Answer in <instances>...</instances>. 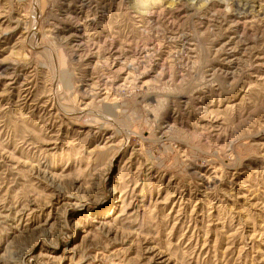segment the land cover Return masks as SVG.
Here are the masks:
<instances>
[{
	"label": "rangeland",
	"instance_id": "obj_1",
	"mask_svg": "<svg viewBox=\"0 0 264 264\" xmlns=\"http://www.w3.org/2000/svg\"><path fill=\"white\" fill-rule=\"evenodd\" d=\"M0 264H264V0H0Z\"/></svg>",
	"mask_w": 264,
	"mask_h": 264
},
{
	"label": "bare ground",
	"instance_id": "obj_2",
	"mask_svg": "<svg viewBox=\"0 0 264 264\" xmlns=\"http://www.w3.org/2000/svg\"><path fill=\"white\" fill-rule=\"evenodd\" d=\"M238 2V1H237ZM239 7H240V5L241 6H245L246 4H247V6L249 7V4L250 3H247V2H244V1H242V3L241 2H238V3H236ZM250 8V7H249Z\"/></svg>",
	"mask_w": 264,
	"mask_h": 264
}]
</instances>
